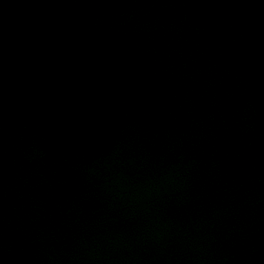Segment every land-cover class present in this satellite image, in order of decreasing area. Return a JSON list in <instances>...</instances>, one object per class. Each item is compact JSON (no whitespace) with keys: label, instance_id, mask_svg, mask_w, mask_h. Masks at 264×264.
<instances>
[{"label":"water","instance_id":"water-1","mask_svg":"<svg viewBox=\"0 0 264 264\" xmlns=\"http://www.w3.org/2000/svg\"><path fill=\"white\" fill-rule=\"evenodd\" d=\"M0 264H264V0H0Z\"/></svg>","mask_w":264,"mask_h":264}]
</instances>
